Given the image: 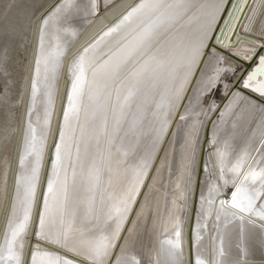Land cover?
<instances>
[{
    "label": "snow or ice",
    "instance_id": "snow-or-ice-1",
    "mask_svg": "<svg viewBox=\"0 0 264 264\" xmlns=\"http://www.w3.org/2000/svg\"><path fill=\"white\" fill-rule=\"evenodd\" d=\"M34 23L0 264H264V0H52Z\"/></svg>",
    "mask_w": 264,
    "mask_h": 264
},
{
    "label": "bare ground",
    "instance_id": "bare-ground-1",
    "mask_svg": "<svg viewBox=\"0 0 264 264\" xmlns=\"http://www.w3.org/2000/svg\"><path fill=\"white\" fill-rule=\"evenodd\" d=\"M6 2V0H5ZM52 0H15L16 7L11 9L7 16L0 10V217L4 210L3 179L7 168L11 176L13 168L20 172L19 158L25 148L27 93L26 88L31 76L33 55L35 51L36 16L44 11ZM125 3H133L134 0H124ZM92 31V26L84 24L80 42L86 39ZM78 46V45H77ZM72 51H75L73 47ZM66 89V82L61 75L55 87L56 108L59 111L63 106L62 96ZM25 102L22 103L21 100ZM56 119H53L55 129ZM55 139L49 136V147L45 152V163L40 173L39 192L46 189L48 175L51 171L50 157L53 152ZM197 149V160L199 159ZM195 179V177H194ZM105 183L107 176L104 177ZM14 195V192H13ZM191 198L188 207L191 208ZM40 205H37L36 211ZM3 228H0V244L3 243ZM141 239L147 242V238L141 234ZM36 237L25 238V253L30 260L31 252L35 249ZM41 246L47 250H55V246L41 242Z\"/></svg>",
    "mask_w": 264,
    "mask_h": 264
}]
</instances>
